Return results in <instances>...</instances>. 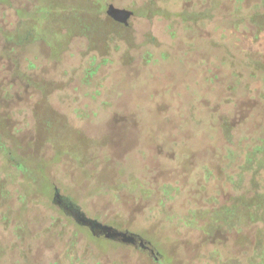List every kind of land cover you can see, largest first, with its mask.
<instances>
[{
  "label": "rangeland",
  "instance_id": "1",
  "mask_svg": "<svg viewBox=\"0 0 264 264\" xmlns=\"http://www.w3.org/2000/svg\"><path fill=\"white\" fill-rule=\"evenodd\" d=\"M263 14L264 0H1L0 113L17 160L44 158L55 187L0 149V264H260ZM160 105L184 127L162 121L151 142L118 125Z\"/></svg>",
  "mask_w": 264,
  "mask_h": 264
},
{
  "label": "trees",
  "instance_id": "2",
  "mask_svg": "<svg viewBox=\"0 0 264 264\" xmlns=\"http://www.w3.org/2000/svg\"><path fill=\"white\" fill-rule=\"evenodd\" d=\"M162 9L163 8L161 7L155 8L152 5H149L146 13L150 15V14H154L156 12H162L165 10V9L163 10ZM198 16H200V14H198L196 17ZM255 16L256 15H254L253 18H255ZM259 23L263 25L261 28L262 30H264V16H263V19L259 21ZM9 37H12V39L15 40L16 37H18V34L16 32H13L12 35H10ZM150 87L152 89V86ZM152 95L154 96V94ZM2 107H3V104L2 102H0V112L2 111ZM164 108L162 105H160L158 108H154V109L152 108L151 113L150 111L145 112L146 114H144V111H135L129 117L131 120L125 119L126 117H124V115H121V119L118 120V123H119L118 125L121 128H123V130H125V128L129 130L132 126L139 128V129H141L143 126L146 128H149V133L152 138L151 142H153L158 134V132L156 131V126L160 123L161 125H164L162 121H166L167 122L166 124L173 129H175V127H178V126L181 128L184 127L185 125L184 123H187L188 121V119H185V118L180 119L181 117H184V116H179L178 114H175V113H165L163 111ZM162 116L164 117L161 119ZM7 118L8 117L0 113V149H1V152H3L8 157L9 166L13 165L17 169H20L22 171L26 181L30 183V186L36 185V187H38L40 192L42 193L44 192L48 194L52 190V188L55 187V184L52 182V180L50 179L48 175V171L46 170V167L44 165V162H45L44 158L42 160H34V161L32 159L24 158L25 160L24 162H20L17 160L19 158H16V155H17L16 150H20L23 147V145H22L21 140H19L15 135L11 133L9 126H8ZM218 119L222 121L221 126L223 129L226 127V124L229 125L230 123V117L226 113L225 114L218 113L217 120ZM56 141H58V139L54 140L53 142H56ZM62 150L67 151L65 149H62ZM160 187L161 186H159V189ZM258 199H259V204L262 203L261 205H263L264 195L262 194L261 196H259ZM242 206H244V212H247L249 215V211L251 210L250 206H247V204H244V205L242 204ZM263 209H264V205H263ZM221 214H222L221 212H215L211 216V219H215V216H219ZM263 215H264V210H263ZM221 216L223 217L224 215H221ZM257 217L258 216H251V217L244 216L242 218L241 216V223L248 225L250 221L254 222L256 219H258ZM225 219H229V221H234L233 218H229V217H226ZM261 263L264 264V252H262Z\"/></svg>",
  "mask_w": 264,
  "mask_h": 264
},
{
  "label": "water",
  "instance_id": "3",
  "mask_svg": "<svg viewBox=\"0 0 264 264\" xmlns=\"http://www.w3.org/2000/svg\"><path fill=\"white\" fill-rule=\"evenodd\" d=\"M107 13L112 16L115 20L117 21H121L124 24H126L127 19L130 17L131 14H133V12L131 10L125 9V8H119L116 7L113 4H110L108 9H107ZM126 236V235H124ZM130 238L125 237L123 241L125 242H129V243H134L135 240H129Z\"/></svg>",
  "mask_w": 264,
  "mask_h": 264
}]
</instances>
